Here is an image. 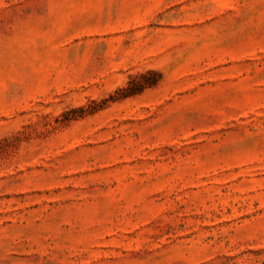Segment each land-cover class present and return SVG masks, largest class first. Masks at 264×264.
Masks as SVG:
<instances>
[{
    "label": "rangeland",
    "instance_id": "374dc122",
    "mask_svg": "<svg viewBox=\"0 0 264 264\" xmlns=\"http://www.w3.org/2000/svg\"><path fill=\"white\" fill-rule=\"evenodd\" d=\"M0 264H264V0H0Z\"/></svg>",
    "mask_w": 264,
    "mask_h": 264
}]
</instances>
